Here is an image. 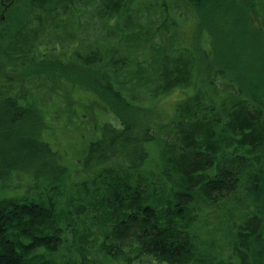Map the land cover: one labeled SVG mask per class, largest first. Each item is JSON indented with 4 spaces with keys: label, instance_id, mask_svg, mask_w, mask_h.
Segmentation results:
<instances>
[{
    "label": "trees",
    "instance_id": "1",
    "mask_svg": "<svg viewBox=\"0 0 264 264\" xmlns=\"http://www.w3.org/2000/svg\"><path fill=\"white\" fill-rule=\"evenodd\" d=\"M202 2L4 9L0 264H264V0L242 9L260 24H241L259 80L230 54L204 66L203 26L199 48L184 30ZM74 120L80 144L61 151L52 123Z\"/></svg>",
    "mask_w": 264,
    "mask_h": 264
},
{
    "label": "rangeland",
    "instance_id": "2",
    "mask_svg": "<svg viewBox=\"0 0 264 264\" xmlns=\"http://www.w3.org/2000/svg\"><path fill=\"white\" fill-rule=\"evenodd\" d=\"M205 1V4L204 2L202 3L203 5H206L205 8L207 9L200 10L201 16H196L195 22L188 23V26L184 29L187 33H191V35L193 36V39L190 40L191 47L199 48L197 47V45L201 44V42L198 39L200 37L198 31L201 26H203L201 35L204 41L202 42H205V45L203 46L206 47V51L209 53V63L204 64V66L206 65L207 68L213 69L215 63H221L222 58H224L225 55L230 54V58H232L233 61L246 63L248 67L247 75L249 79L259 80V78L263 76V74L261 73V64L263 63L260 61L259 55L257 54L258 43L254 41L255 39L252 40L249 37V34H246L247 31L245 32L241 27L243 20L248 21L250 25L254 26H258V24H260V19L257 17L255 12H249L247 14L243 13L242 9H245L247 4L250 3L251 0H234V9L231 10L228 17L220 16L219 18L215 19L213 16L208 18L207 14L209 13V16H211L212 12H215L217 10H219L221 14L224 13L225 10H228L226 6H229V0ZM12 2H14V0H0V6L2 7L0 13L1 16L3 15L4 9H7V6ZM181 33V39L189 41L190 35L185 34L184 32ZM210 33H212L211 36ZM262 58H264V55L262 56ZM179 95L182 97L181 94L172 93L169 96L163 98L160 101L158 108L162 110L164 114L170 113L172 105L181 98ZM75 121L76 120L72 121L69 126H67L66 132L64 131V134H62V121H55L54 123H52V129H50L49 132L51 137L53 138L52 141L59 145V149L61 151H67L68 153L75 152V147L80 144L78 135L79 133L73 126L76 123ZM73 129L75 132L73 131Z\"/></svg>",
    "mask_w": 264,
    "mask_h": 264
}]
</instances>
